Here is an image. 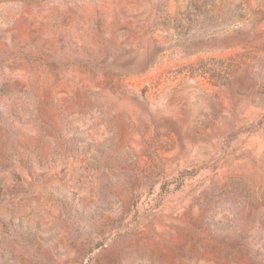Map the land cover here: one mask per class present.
<instances>
[{
    "label": "rangeland",
    "instance_id": "obj_1",
    "mask_svg": "<svg viewBox=\"0 0 264 264\" xmlns=\"http://www.w3.org/2000/svg\"><path fill=\"white\" fill-rule=\"evenodd\" d=\"M0 264H264V0H0Z\"/></svg>",
    "mask_w": 264,
    "mask_h": 264
},
{
    "label": "built area",
    "instance_id": "obj_2",
    "mask_svg": "<svg viewBox=\"0 0 264 264\" xmlns=\"http://www.w3.org/2000/svg\"><path fill=\"white\" fill-rule=\"evenodd\" d=\"M144 83L147 87L149 86V81H145Z\"/></svg>",
    "mask_w": 264,
    "mask_h": 264
}]
</instances>
